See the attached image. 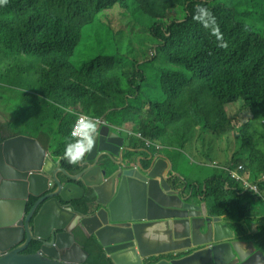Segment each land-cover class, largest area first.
Instances as JSON below:
<instances>
[{
    "label": "trees",
    "instance_id": "1",
    "mask_svg": "<svg viewBox=\"0 0 264 264\" xmlns=\"http://www.w3.org/2000/svg\"><path fill=\"white\" fill-rule=\"evenodd\" d=\"M113 2L7 0L0 4V142L21 133L37 137L51 149L57 164L76 170L77 165L63 159L70 135L62 128L71 118V106L99 114L108 112L110 123L162 124L153 117L140 93L134 103L124 104L127 95L139 88L136 77H143L145 64L153 62L157 54L172 53L180 59L196 56L218 80L237 73L247 53L256 54L264 62V0H138V6L153 20L151 25L136 19L119 23L111 8ZM197 4L211 10L227 48L219 47L210 29L193 20ZM91 23L103 25L111 41L119 34L131 39L134 52L105 46L94 54L86 52L87 58L76 67L70 55L79 44L82 29ZM150 36L156 38L151 46ZM152 47H156V55L150 53ZM255 94V89L239 85L227 99H218L213 93L206 96L230 106ZM261 106L264 112V103ZM166 130H171L169 124ZM259 137L260 144L262 135ZM95 196L87 187L82 197L73 199V206L84 216H91ZM37 198L30 195L27 210ZM74 234L89 252L83 264L110 263L95 234L82 223L75 227ZM249 235L255 246L264 250V226ZM38 249L34 241L25 252ZM161 257L150 255L145 264Z\"/></svg>",
    "mask_w": 264,
    "mask_h": 264
},
{
    "label": "clouds",
    "instance_id": "2",
    "mask_svg": "<svg viewBox=\"0 0 264 264\" xmlns=\"http://www.w3.org/2000/svg\"><path fill=\"white\" fill-rule=\"evenodd\" d=\"M6 3L7 0H0V4ZM112 7L134 14L136 20H150L143 7L138 6V0H114ZM193 20L210 29L211 35L219 41V47L227 48L208 7L195 5ZM150 53L156 55V47H152ZM139 81L153 117L171 126L173 166L169 170L167 192L175 196L176 203L191 217L199 231L207 221L213 227L216 222L221 226L225 221L230 222L228 216L234 213L246 215L250 205L264 196V149L258 143V132L251 127L255 124L264 135L261 106L264 103V62L256 54L247 53L237 73L218 80L196 56L180 59L172 53H159L154 59V67L145 70L141 80L136 77V82ZM239 85L255 89V96L230 106L206 96L213 93L218 99H227ZM138 93V90L129 93L124 104L130 103ZM72 107L94 111L71 106V118L63 126L66 133L72 122ZM94 112L104 116L107 123L99 124L90 114H77L63 152V159L68 164L81 163L93 150L99 125L110 124L108 112ZM116 126L118 130L111 136L108 150L120 153L130 131L124 124L116 123ZM121 128L126 131L118 144L116 135ZM144 151L139 162L131 156V160H115L109 169L102 161L98 163L104 171L106 192L119 194L137 204L152 203L153 193L158 189L151 179L149 153ZM136 255L140 264H145V259L150 256L141 252ZM107 256L109 264H117L111 254ZM167 261L166 264H181L177 257L167 258Z\"/></svg>",
    "mask_w": 264,
    "mask_h": 264
},
{
    "label": "water",
    "instance_id": "3",
    "mask_svg": "<svg viewBox=\"0 0 264 264\" xmlns=\"http://www.w3.org/2000/svg\"><path fill=\"white\" fill-rule=\"evenodd\" d=\"M111 126L99 125L93 150L76 170L57 164L51 149L37 137L21 133L0 142V228L19 232L8 246L0 247V264H83L89 252L76 240L74 229L82 223L92 232L85 222L88 217L103 250L117 264H140L136 252L160 255L171 250L179 251L181 264H258L264 260L262 248L247 247L233 237L230 227L221 229L218 222L214 227L209 222L206 231H199L175 196L166 192L169 179L159 171L151 173L158 191L149 205L106 192L98 163L109 155ZM87 187L96 195L91 216L78 212L72 202ZM31 194L38 198L27 210ZM249 224L255 231L264 222L251 219ZM34 241L39 249L25 252ZM166 262L161 257L151 264Z\"/></svg>",
    "mask_w": 264,
    "mask_h": 264
},
{
    "label": "crops",
    "instance_id": "4",
    "mask_svg": "<svg viewBox=\"0 0 264 264\" xmlns=\"http://www.w3.org/2000/svg\"><path fill=\"white\" fill-rule=\"evenodd\" d=\"M141 80V78H140ZM139 88L138 92L143 95L142 86L140 81L138 82ZM130 132L126 134L124 142L122 144V151L117 153L114 151H109L107 159H102L104 166L109 167L115 162V160L127 159L131 160V156H135V162H139L143 153L146 149L149 153L150 159L148 163L151 167V173L159 171L167 179H169V170L172 168V150H171V136L170 133L163 127L162 124H157L154 122H149L148 125L144 124H131L124 125ZM118 130V126H111L110 134L107 137V143L111 144V136ZM159 177V176H158ZM17 187V186H16ZM20 189V186L17 187ZM166 192L168 191L165 189ZM94 205V201L91 203ZM261 212L255 210L254 208H249L246 215L242 217H237L234 215L228 216L230 222L225 221L224 224L220 226L221 229H226L230 227L232 229V235L236 239H241L247 245V247L254 249V238L249 235V221L251 219L260 216ZM89 218V217H88ZM192 221L191 217L189 216ZM241 223V224H240ZM93 224V229L96 227ZM209 227L208 221L202 224L199 229L200 231H206ZM94 233V232H93ZM19 235L18 231H9L7 228H0V247L8 246L13 239ZM177 250H171L163 252L160 255L166 258L178 257ZM258 264H264V260L260 259Z\"/></svg>",
    "mask_w": 264,
    "mask_h": 264
},
{
    "label": "rangeland",
    "instance_id": "5",
    "mask_svg": "<svg viewBox=\"0 0 264 264\" xmlns=\"http://www.w3.org/2000/svg\"><path fill=\"white\" fill-rule=\"evenodd\" d=\"M114 12L117 15V21L119 23H125L129 22L135 19L134 14H127L125 12L118 11L115 7H111ZM140 23H145L147 25H151L153 23V20L150 18L149 21L143 22L139 21ZM115 41H111L107 38L106 33L104 32L103 25L95 26L94 24H87L84 26L81 32L80 40L78 46L73 50V52L70 55V59L72 63L76 67H80L86 57V52H90L91 54H94L95 52L99 51L105 46H116L121 50L127 51L129 54H132L134 52L133 49V43H131V39L122 36L121 34L116 36ZM156 40L155 37L150 36L149 37V45L151 46L152 43ZM147 70L154 67V61L153 62H147L145 64ZM129 86V85H127ZM134 99L130 101V103H134ZM136 109L135 107H133ZM108 119L110 121L111 115L109 114ZM113 125H116V122L112 123ZM164 128H168V124L162 123ZM251 127L258 132V138L259 135H262L261 137V143L260 146L264 149V135L258 131L257 126L255 124H252ZM64 130V127L62 128ZM170 133V130L168 131ZM264 206V198L259 199L255 203L251 204L249 208H254L255 210L262 212V207ZM250 231L251 226L249 225Z\"/></svg>",
    "mask_w": 264,
    "mask_h": 264
},
{
    "label": "built area",
    "instance_id": "6",
    "mask_svg": "<svg viewBox=\"0 0 264 264\" xmlns=\"http://www.w3.org/2000/svg\"><path fill=\"white\" fill-rule=\"evenodd\" d=\"M154 53V51H151ZM71 110L73 111V114H72V122L69 124V127H68V133L70 134V131H71V127L77 117V114H90L92 115L93 117L97 118L98 121H99V124L100 123H107L106 119L104 116H100L98 114H96L94 111H80L78 109H75V108H71ZM126 131V129L124 128H121V130L118 132V134L116 135V139H117V142L118 144L122 142L123 138H124V132Z\"/></svg>",
    "mask_w": 264,
    "mask_h": 264
},
{
    "label": "flooded vegetation",
    "instance_id": "7",
    "mask_svg": "<svg viewBox=\"0 0 264 264\" xmlns=\"http://www.w3.org/2000/svg\"><path fill=\"white\" fill-rule=\"evenodd\" d=\"M107 158H108V154H105L103 159H107ZM262 198H264V196ZM254 220L264 222V206L262 207V212H261L260 216H258L257 218H254ZM256 248H260V247H256L254 244V249H256Z\"/></svg>",
    "mask_w": 264,
    "mask_h": 264
},
{
    "label": "bare ground",
    "instance_id": "8",
    "mask_svg": "<svg viewBox=\"0 0 264 264\" xmlns=\"http://www.w3.org/2000/svg\"><path fill=\"white\" fill-rule=\"evenodd\" d=\"M85 222L87 223V225H88V227H89L90 229H93V224H92V222L90 221L89 218L85 219Z\"/></svg>",
    "mask_w": 264,
    "mask_h": 264
}]
</instances>
